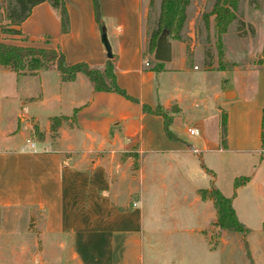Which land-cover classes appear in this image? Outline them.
Returning a JSON list of instances; mask_svg holds the SVG:
<instances>
[{"label": "crops", "instance_id": "obj_1", "mask_svg": "<svg viewBox=\"0 0 264 264\" xmlns=\"http://www.w3.org/2000/svg\"><path fill=\"white\" fill-rule=\"evenodd\" d=\"M62 1L67 33H60L57 12L41 3L16 28L19 35L0 34L6 38L0 42L12 45L20 41L24 47L58 49L67 66L84 63L102 69L107 58L92 1ZM97 2L103 34L114 55L116 84L137 102L115 93L93 91L81 74L62 82L56 71L49 70L51 89L40 71L30 76L38 79L35 94L17 96L4 115L19 118L18 129L13 135L0 129V234L14 239L17 245L9 259L13 264H144L145 242L152 251L153 241L179 231L197 238L201 250L215 255V264H234L232 256L237 250L243 253L246 264H264V146L260 144L264 66L223 60L210 64L200 59L202 68L195 80L201 84L200 91L194 96L184 95L179 76L188 71L189 60L183 43L176 40L178 51L174 54L172 42L167 41L170 60L162 63L161 71H152L156 61L144 51L141 0ZM226 32L221 49L229 55L235 50L227 43ZM232 34L237 45L251 40L248 33L240 35L233 30ZM192 70L198 72L199 68L192 66ZM160 76L168 88L163 98L154 96ZM186 98L189 113L184 115ZM142 104L152 110L159 106L171 115L168 129L174 139L165 136L160 116L142 112ZM34 106L53 107L55 114L41 116ZM173 107L176 113H172ZM221 112L226 114L224 148L220 145ZM54 117L61 119L60 125L56 132H50ZM27 120L36 129L37 123L41 126L40 132L37 129L40 138L31 126L36 139H27L31 131ZM193 128L199 131L198 136L187 133ZM253 132L254 139H250ZM26 141L33 147L29 148ZM210 151L224 156L248 152L257 156L250 175L242 176L248 177L244 185L233 190V177L229 196L217 189L230 198L234 215L247 233L224 232L214 226L212 203L201 200L197 194L200 188L195 187L189 199L183 196L181 209L173 208L194 221L190 228H179L177 222L162 224L172 219L164 217L161 210L152 221L153 209L148 217L151 223L146 225L139 184L155 183L164 192L167 174L178 169L183 159L198 155L204 160L203 154ZM122 166L124 171L130 167L135 170V186H127L125 196L116 184L124 182ZM247 184L255 188L254 198L260 206L248 205L239 218L233 203ZM131 192L138 193V200L130 202ZM35 211L41 213L39 218ZM178 258H171L170 264L183 261L182 256ZM7 259L0 253V264H6ZM150 260L156 264L157 258L150 256Z\"/></svg>", "mask_w": 264, "mask_h": 264}, {"label": "rangeland", "instance_id": "obj_2", "mask_svg": "<svg viewBox=\"0 0 264 264\" xmlns=\"http://www.w3.org/2000/svg\"><path fill=\"white\" fill-rule=\"evenodd\" d=\"M161 0H141L142 2V36L144 40V51H146V43L148 36L152 30L155 29L157 19L159 16V5ZM214 0H188V4L185 7V19L180 29V41L186 48L185 54L189 60L188 71L181 74V82H183L182 93L188 96H194L200 91L201 84L195 81L201 71L202 65L200 59H204L206 63L214 64L215 62H236L243 65H255L257 67L264 66V0H238L237 11L235 12L236 19L229 25L225 34L226 41L230 47L235 50L234 53L225 55L222 51V34L218 35L214 26V18L210 15V11ZM253 4V7H250ZM1 7V0H0ZM244 20L246 22H244ZM239 21H242V26L239 25ZM5 22H0V27H3ZM239 27V28H238ZM239 29L241 34H250L251 29L253 34L251 40L243 41L241 45H237L233 38L232 31ZM6 40L4 37H0V41ZM166 41L172 42L174 54L177 49V42L170 35L166 36ZM23 42H15L12 45L23 46ZM177 53V52H176ZM192 66L199 68L198 72L192 70ZM212 66V65H211ZM6 69V71H3ZM41 77H44L46 84L52 85V74L49 71H40ZM185 73V74H184ZM31 75H24L26 79H22L15 75L11 70L0 67V113L3 115L0 118V129L8 133V135L15 134L18 126L20 125L19 118H10L5 113L10 112L14 106L17 96L22 94L34 95L38 87L37 77L32 79ZM33 76V75H32ZM40 77V76H39ZM161 77V76H160ZM164 77V76H162ZM157 78L156 88L154 96L163 98L168 91L167 87H164V83ZM216 83V82H215ZM214 83V84H215ZM160 86V87H158ZM209 86V85H207ZM218 86V84H216ZM163 88H165L163 90ZM186 102L183 104V113L187 115L189 112L186 110L188 107ZM33 110H36L41 116L53 115L55 110L53 107L41 108L34 106ZM30 127L34 126L31 120H27ZM12 123V126L10 125ZM16 124V126H15ZM187 124V123H185ZM18 125V126H17ZM37 129L40 132L41 126L37 123ZM188 126V125H187ZM4 129V130H3ZM216 128H213V131ZM4 133V132H3ZM254 132L249 135L252 139ZM48 136L52 137L48 133ZM30 140L36 139V136L31 131L28 134ZM254 139V138H253ZM223 148V147H222ZM256 154L239 153L234 155H223L215 152H207L203 154V159H200L198 155H188L186 159H183L179 164L178 169L174 170L171 175L166 176V185L168 188L166 191H160L156 188L155 183H149L148 181L142 186L141 183L138 187V193L143 196V209L145 213V224L149 225L150 216H152V209L156 212L152 216L155 219L158 216L157 211H162L164 217L172 219V221L164 220V223L177 222L179 228H190L194 221H191L188 216L183 212L175 211L173 208L181 209L183 196L188 199L191 197V188L218 189L223 195L229 196L231 192V178L249 176L251 172L252 164L257 163ZM121 159V158H120ZM120 161L119 159L117 160ZM110 168V167H107ZM121 167V174L124 175V182L120 183L116 181L118 190L123 191L121 196H125L127 193L126 187L130 186L134 188V168L123 170ZM179 173L180 175H178ZM120 174L116 173V176ZM116 180V179H115ZM170 180V181H169ZM115 183V182H114ZM255 188L252 184H247L240 188L237 197L234 199L233 207L236 210L239 218L242 217V212L245 211V207L248 205H255L259 207V201L254 198ZM138 193L131 192L129 194V200H138ZM262 203V199L260 201ZM260 209V208H258ZM261 211L257 210V213ZM36 218L40 216V212L35 211ZM177 217V218H176ZM177 220V221H176ZM10 242H9V241ZM14 239H8L0 234V253L1 256L8 257L6 264H13L10 258L12 254L11 250L16 249L17 245L13 243ZM13 245H9V244ZM201 242L197 241V238L189 236L185 232L176 231L171 235L159 238L157 241H153L152 251L149 250L147 243L144 244V264H155V261L150 260L153 256L157 258L156 264H170L171 258L177 259L180 256L183 257V261L178 260V264H215L216 257L212 253L204 252L201 250ZM177 256V257H176ZM178 258V259H179ZM189 258V262L184 259ZM193 258V259H191ZM234 264H246L245 257L240 251H236L232 256ZM151 261V262H150Z\"/></svg>", "mask_w": 264, "mask_h": 264}, {"label": "trees", "instance_id": "obj_3", "mask_svg": "<svg viewBox=\"0 0 264 264\" xmlns=\"http://www.w3.org/2000/svg\"><path fill=\"white\" fill-rule=\"evenodd\" d=\"M92 1V9L94 20L96 22L100 35L103 34V28L100 24L99 8L97 0ZM47 3L50 8L57 12L59 17L60 33L65 34L68 31V18L64 3L62 0H1L0 22H5L0 27V34L17 36L19 31L16 29L30 14L32 8L38 4ZM252 3V0H250ZM188 0H161L159 5V16L156 27L148 36L146 43V53L152 54L155 48L157 37L162 31H166L174 40L180 41V29L185 19V7ZM238 0H214L210 15L214 18V26L218 35L223 34L228 25L235 21ZM243 22L239 21L238 26H242ZM239 28V27H238ZM236 32L241 34L239 29ZM253 34L251 29L250 35ZM114 55L107 58L102 69L92 68L84 63H77L67 66L64 63V57L58 49L38 48V47H20L0 42V67L11 70L16 75H33L39 71H56L62 82H70L74 80L76 74H81L91 83L93 91L107 92L118 94L125 99L137 102V100L127 96L120 89L115 80L114 75ZM162 63L156 62L152 67V71H161ZM141 110L144 113L160 116L163 120L164 134L168 139H174L168 127L171 122V115L163 111L159 106L153 110L147 105L142 104ZM177 109L172 108V113H176ZM60 118H51L49 129L50 132H56L60 125ZM34 134L41 137L36 127H33ZM226 138V114H220V145L224 148ZM260 144L264 146V108L262 109L260 121ZM135 167V164H134ZM248 181V177H238L233 180V190L244 185ZM197 194L201 200L208 199L212 203L215 212L216 226L220 231L234 232L245 235L247 230L236 219L231 207L230 198L222 196L217 189H200Z\"/></svg>", "mask_w": 264, "mask_h": 264}, {"label": "water", "instance_id": "obj_4", "mask_svg": "<svg viewBox=\"0 0 264 264\" xmlns=\"http://www.w3.org/2000/svg\"><path fill=\"white\" fill-rule=\"evenodd\" d=\"M166 36V31H162L156 39L155 48L152 53V58L156 62L166 63L170 60V46L166 41ZM100 41L104 48L106 58H110L111 49L105 34L101 35Z\"/></svg>", "mask_w": 264, "mask_h": 264}, {"label": "built area", "instance_id": "obj_5", "mask_svg": "<svg viewBox=\"0 0 264 264\" xmlns=\"http://www.w3.org/2000/svg\"><path fill=\"white\" fill-rule=\"evenodd\" d=\"M143 65H144V67H148V63H147V62H144ZM187 133H188L190 136H198V135H199V131H198L197 129H195V128H193V129H188V130H187ZM26 142H27L29 148H32V147H33L32 143H30L29 141H26Z\"/></svg>", "mask_w": 264, "mask_h": 264}]
</instances>
